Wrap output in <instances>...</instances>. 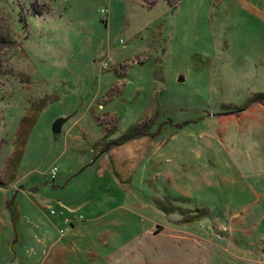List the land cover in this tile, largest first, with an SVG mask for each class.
Returning a JSON list of instances; mask_svg holds the SVG:
<instances>
[{
  "label": "rangeland",
  "instance_id": "obj_1",
  "mask_svg": "<svg viewBox=\"0 0 264 264\" xmlns=\"http://www.w3.org/2000/svg\"><path fill=\"white\" fill-rule=\"evenodd\" d=\"M0 33V264H264V0H0Z\"/></svg>",
  "mask_w": 264,
  "mask_h": 264
},
{
  "label": "trees",
  "instance_id": "obj_2",
  "mask_svg": "<svg viewBox=\"0 0 264 264\" xmlns=\"http://www.w3.org/2000/svg\"><path fill=\"white\" fill-rule=\"evenodd\" d=\"M144 3H146L149 6H153L156 5V3L159 0H143ZM182 0H166L167 4L171 7H174L176 4L180 3ZM7 43V38L4 37L1 33H0V73H1V68H2V58H1V52L4 48V45ZM260 102H264L263 100H261ZM246 105L243 108H240L239 111H244L246 109ZM154 122H152V124H150L149 126H146L144 128L139 127L138 124H134L132 125L127 131L126 133H124L122 136H120L119 138L116 139H110L107 140V142H105V139L108 138L109 135L113 134V130H105V135L99 139V141L97 143H99L100 145L108 148H111L113 146H119L122 145L130 140L136 139L138 137H140L141 135H154L157 136L158 133H160V130L158 128L157 131H159L158 133H153L152 132V127H153ZM160 127V126H159ZM156 131V132H157ZM116 133V131H115ZM104 144V145H103ZM105 148V149H106ZM9 207L13 213V220L14 222L17 221L18 218V212H17V206L15 201L13 200L12 202H10ZM179 210H182V208L178 207ZM165 210V209H164ZM167 210L169 212H172L171 209L167 208ZM264 251V250H263Z\"/></svg>",
  "mask_w": 264,
  "mask_h": 264
},
{
  "label": "water",
  "instance_id": "obj_3",
  "mask_svg": "<svg viewBox=\"0 0 264 264\" xmlns=\"http://www.w3.org/2000/svg\"><path fill=\"white\" fill-rule=\"evenodd\" d=\"M184 78L180 77L179 81H183ZM70 119V117H59L52 125V132L54 135L61 134L64 124Z\"/></svg>",
  "mask_w": 264,
  "mask_h": 264
},
{
  "label": "built area",
  "instance_id": "obj_4",
  "mask_svg": "<svg viewBox=\"0 0 264 264\" xmlns=\"http://www.w3.org/2000/svg\"><path fill=\"white\" fill-rule=\"evenodd\" d=\"M103 12H105V10H103ZM57 173H58V168L57 167L53 168V170H52L53 177H55L57 175ZM77 219L79 221L80 219H82V216H80L79 218H75V221H77Z\"/></svg>",
  "mask_w": 264,
  "mask_h": 264
}]
</instances>
